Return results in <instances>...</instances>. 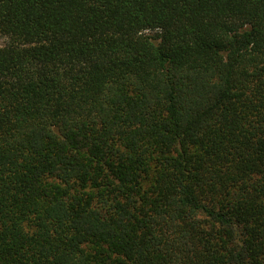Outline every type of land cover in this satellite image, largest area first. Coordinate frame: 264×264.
Masks as SVG:
<instances>
[{
    "label": "trees",
    "instance_id": "16d2710c",
    "mask_svg": "<svg viewBox=\"0 0 264 264\" xmlns=\"http://www.w3.org/2000/svg\"><path fill=\"white\" fill-rule=\"evenodd\" d=\"M0 264H264V0H0Z\"/></svg>",
    "mask_w": 264,
    "mask_h": 264
},
{
    "label": "rangeland",
    "instance_id": "374dc122",
    "mask_svg": "<svg viewBox=\"0 0 264 264\" xmlns=\"http://www.w3.org/2000/svg\"><path fill=\"white\" fill-rule=\"evenodd\" d=\"M5 43V40L0 38V46H2Z\"/></svg>",
    "mask_w": 264,
    "mask_h": 264
}]
</instances>
